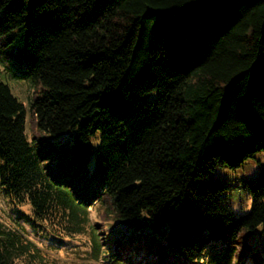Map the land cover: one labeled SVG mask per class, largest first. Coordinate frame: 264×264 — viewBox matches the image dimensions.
Returning <instances> with one entry per match:
<instances>
[{
    "label": "trees",
    "instance_id": "16d2710c",
    "mask_svg": "<svg viewBox=\"0 0 264 264\" xmlns=\"http://www.w3.org/2000/svg\"><path fill=\"white\" fill-rule=\"evenodd\" d=\"M15 45L39 135L0 82V182L36 232L90 228L112 264H208L254 253L239 240L261 229L264 257V168L243 180L241 216L213 175L264 152V0H0V48ZM68 131L72 150H56ZM98 203L121 226L104 245ZM0 264L46 261L0 221Z\"/></svg>",
    "mask_w": 264,
    "mask_h": 264
},
{
    "label": "rangeland",
    "instance_id": "374dc122",
    "mask_svg": "<svg viewBox=\"0 0 264 264\" xmlns=\"http://www.w3.org/2000/svg\"><path fill=\"white\" fill-rule=\"evenodd\" d=\"M21 55L23 50L19 45L0 48V82L8 85L13 95L24 105L26 111V133L32 141V137L39 133L36 131L35 118L30 109V103L38 93V89L33 88L29 82L16 75L18 72ZM100 132L91 138L94 153L88 163L91 170L95 169V151L100 143ZM56 150L67 151L72 150L75 142L74 133L68 131L58 138L50 140ZM69 152V151H68ZM262 168H264V152L258 153L254 158L246 161L241 167L230 169L229 167H220L214 172V177L225 179L230 186L227 196V205L237 215L247 214L252 205V201L248 193L243 189V180L256 178ZM93 174V173H92ZM102 205L96 204L90 208V223L98 232V240L102 245L106 237H110L111 233H117L121 230L120 224L114 226L106 216L101 213ZM32 215L30 206H16L5 194L0 182V221L8 226L16 228L29 241L33 242L40 250L45 258L46 264H112L111 260L100 256L102 253L94 251L93 235L90 228L85 229L81 234H76L69 238H62L56 241L47 234L36 232L29 221ZM68 229H64L62 237H66ZM261 229L253 233L244 234L239 240L240 244H250L254 248V253H248V249L238 246L235 254L227 257L225 253H217L211 257L208 264H263L264 257L261 249L263 236ZM242 242V243H241Z\"/></svg>",
    "mask_w": 264,
    "mask_h": 264
}]
</instances>
